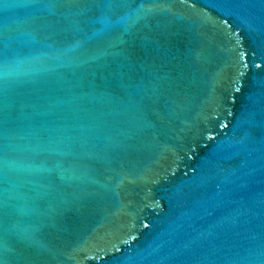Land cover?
<instances>
[{
    "label": "water",
    "instance_id": "1",
    "mask_svg": "<svg viewBox=\"0 0 264 264\" xmlns=\"http://www.w3.org/2000/svg\"><path fill=\"white\" fill-rule=\"evenodd\" d=\"M0 264H264V0H0Z\"/></svg>",
    "mask_w": 264,
    "mask_h": 264
}]
</instances>
